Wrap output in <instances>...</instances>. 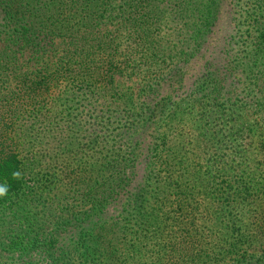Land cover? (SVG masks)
<instances>
[{
  "label": "trees",
  "instance_id": "trees-1",
  "mask_svg": "<svg viewBox=\"0 0 264 264\" xmlns=\"http://www.w3.org/2000/svg\"><path fill=\"white\" fill-rule=\"evenodd\" d=\"M221 98L264 121V0H0V264H264L184 162Z\"/></svg>",
  "mask_w": 264,
  "mask_h": 264
},
{
  "label": "rangeland",
  "instance_id": "rangeland-1",
  "mask_svg": "<svg viewBox=\"0 0 264 264\" xmlns=\"http://www.w3.org/2000/svg\"><path fill=\"white\" fill-rule=\"evenodd\" d=\"M220 103L222 108L229 105L230 110L219 111L216 107L213 112L206 113L201 110V114L194 113L185 118V126L178 131L179 140L182 139L185 142L181 143L184 147V162L192 161L191 176L189 177L197 181L198 177H194V170H202L207 175L213 174L217 191L218 189H227L226 185L230 184L237 201L249 205L253 209L246 216L247 219L246 217L242 218L241 223L239 221L237 225L240 233L245 229L246 245L253 242V245L258 247L256 252L264 255V121L261 114L253 110L242 115L241 108L243 107L238 106L240 101L237 99H234L236 104H232L230 99L222 98ZM220 103L218 100L217 106ZM237 107H239L238 111L233 112ZM219 108L221 109V107ZM51 145L54 146V150H62L63 145L60 143ZM43 160L46 158H41L39 161L43 163ZM55 170L57 172V168L52 171ZM184 173L186 175L188 172ZM34 182L35 180L32 179L27 188L35 194L36 199H33L34 203L31 205L19 206L18 210L22 215L30 209L31 212H36L42 206L44 197L40 195L39 188L35 186L32 188L31 185ZM48 185L50 190L54 188L53 183ZM213 190L214 186L208 181V185L201 193L202 201L207 206L213 201V193L218 195ZM125 203L126 201L124 203L121 201L118 208L122 209ZM39 204L41 206H38ZM215 208L218 214L217 218H232L225 215L227 211L221 212L224 210L221 207ZM205 210L206 206L202 212ZM252 230L260 232L256 235ZM239 245L238 257L241 248L245 246L241 243Z\"/></svg>",
  "mask_w": 264,
  "mask_h": 264
},
{
  "label": "clouds",
  "instance_id": "clouds-1",
  "mask_svg": "<svg viewBox=\"0 0 264 264\" xmlns=\"http://www.w3.org/2000/svg\"><path fill=\"white\" fill-rule=\"evenodd\" d=\"M5 192V189L4 188H0V195H3Z\"/></svg>",
  "mask_w": 264,
  "mask_h": 264
}]
</instances>
